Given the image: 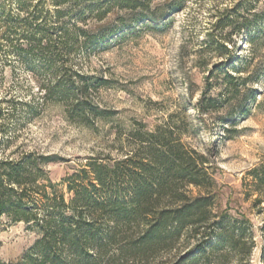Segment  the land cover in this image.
I'll return each mask as SVG.
<instances>
[{
	"label": "trees",
	"instance_id": "1",
	"mask_svg": "<svg viewBox=\"0 0 264 264\" xmlns=\"http://www.w3.org/2000/svg\"><path fill=\"white\" fill-rule=\"evenodd\" d=\"M156 1L14 0L10 9L1 3L0 50L17 54L6 63L29 73L40 93L38 101L14 98V104L26 110L29 120L39 117V109L48 103L61 105L72 123L83 126L111 118L114 113L96 101L110 81L86 73L79 59L88 58L117 33L167 21L178 0ZM245 12L255 19L240 11L234 14L244 19L242 25L227 23L231 17L220 20L208 34L206 49L223 57L233 38L246 34L252 43L264 38V30L256 28L260 14ZM240 64L236 56L209 71L208 81L219 71L223 89L216 96L202 93L193 110L203 119L225 107L222 124L249 112L240 101L234 108L230 104L264 71L257 67L244 78L245 72L237 69ZM11 102L0 99V221L24 223L41 236L12 264H146L161 253L168 255L157 264H249L258 246L254 226L245 216L218 206L213 164L186 141V111L170 114L154 130L131 135L136 145L125 159H92L67 177L72 194L67 201L47 171L58 157L6 152L16 139L7 135L6 123L15 114L3 109ZM248 178L247 196H256L253 206L263 210L264 163Z\"/></svg>",
	"mask_w": 264,
	"mask_h": 264
},
{
	"label": "rangeland",
	"instance_id": "2",
	"mask_svg": "<svg viewBox=\"0 0 264 264\" xmlns=\"http://www.w3.org/2000/svg\"><path fill=\"white\" fill-rule=\"evenodd\" d=\"M168 1L174 0H158L155 4ZM1 3L8 9L15 6L14 0H0ZM175 6L167 21L117 33L88 58L79 59L86 73L110 81L109 88L102 89L96 101L101 109L114 115L96 120L92 126L72 123L64 107L53 103L41 107L40 116L29 120L26 110L14 104L13 99L38 101L37 85L22 67L6 63V58L17 55L14 51L0 50V99L12 101L3 109L15 114L14 118L6 117L7 135L16 137L6 152L58 157L60 160L50 164L47 171L52 183L70 201L67 177L92 159L104 163L125 159L136 145L131 135L139 130H154L170 114L184 110L189 129L186 141L213 164L218 206L251 221L258 246L249 264H264V208L253 206L256 196H247L248 173L264 163V72L259 79L253 77L241 96L230 104L234 108L240 101L249 111L235 122L221 123L225 106L204 119L193 110L203 92L216 96L223 89L219 71L208 81L209 71L223 60L240 56L243 64L237 69L245 72L244 78L257 67L264 71V38L254 43L246 34L233 38L230 52L223 57L206 49L208 34L220 20L231 17L227 23L242 25L244 19L234 14L241 11L253 21L255 14H247L246 9L260 14L256 28L263 31L264 0H178ZM254 94L256 99L252 102ZM190 190L195 195L200 193L196 188ZM40 237L24 223L1 220L0 260L7 264L20 262ZM166 255L161 253L146 264H157Z\"/></svg>",
	"mask_w": 264,
	"mask_h": 264
}]
</instances>
